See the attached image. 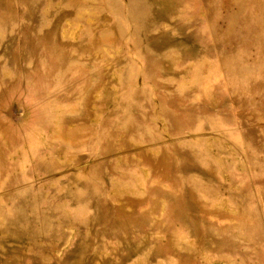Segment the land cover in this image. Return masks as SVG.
Returning a JSON list of instances; mask_svg holds the SVG:
<instances>
[{
    "label": "rangeland",
    "instance_id": "374dc122",
    "mask_svg": "<svg viewBox=\"0 0 264 264\" xmlns=\"http://www.w3.org/2000/svg\"><path fill=\"white\" fill-rule=\"evenodd\" d=\"M0 264H264V0H0Z\"/></svg>",
    "mask_w": 264,
    "mask_h": 264
}]
</instances>
